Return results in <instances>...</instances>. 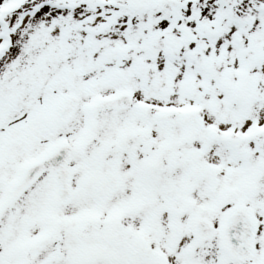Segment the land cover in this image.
<instances>
[{"label":"snow or ice","instance_id":"obj_1","mask_svg":"<svg viewBox=\"0 0 264 264\" xmlns=\"http://www.w3.org/2000/svg\"><path fill=\"white\" fill-rule=\"evenodd\" d=\"M0 264H264V0H0Z\"/></svg>","mask_w":264,"mask_h":264}]
</instances>
